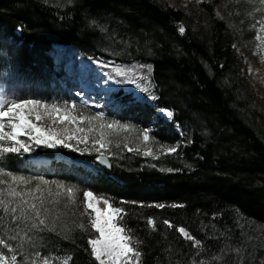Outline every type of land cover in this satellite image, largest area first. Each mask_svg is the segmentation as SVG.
Returning a JSON list of instances; mask_svg holds the SVG:
<instances>
[{"label":"trees","instance_id":"trees-1","mask_svg":"<svg viewBox=\"0 0 264 264\" xmlns=\"http://www.w3.org/2000/svg\"><path fill=\"white\" fill-rule=\"evenodd\" d=\"M217 4L204 5L209 19L202 29L187 25L186 15L162 0H68L61 5L52 0H0V36L15 42L11 48L0 41V87L6 92L25 98L35 93V98L60 107L68 101L66 107L73 110L69 113L86 121L89 109L76 102L73 107L68 89L57 82L49 54L53 45L72 46L87 57L138 58L153 67L159 106L172 108L175 121L191 133L190 142H184L172 129L156 125L148 137L156 148L174 145L173 154L143 164L140 155L126 152L109 157L111 170L97 176L82 167L55 163L59 154L78 156L64 148L33 149V154L52 159L47 169L32 164L25 153H4L11 166L7 170L29 178L23 183L29 195L0 203V238L16 250L17 264H33L36 252L44 257L65 252L68 264H99L89 243L97 236L91 227L94 214L83 195L89 189L121 209L118 224L140 252V264H264V141L235 108L234 89L219 81L236 68L237 60L230 30L216 15ZM234 11L230 16L244 22ZM102 26L128 43L129 56L92 53L96 45L107 46L98 31ZM116 40L114 46H120ZM143 110L142 119L134 117L135 107L107 112L104 120H141L142 133L157 118L156 109ZM198 117L209 130L207 136ZM97 156L91 152L88 158L96 162ZM161 160L171 162L173 171H163ZM8 180L12 177L0 173V201L10 192ZM12 209L17 210V220L11 219ZM40 219L49 226L33 228ZM0 252L6 259L14 254L4 245Z\"/></svg>","mask_w":264,"mask_h":264},{"label":"rangeland","instance_id":"rangeland-1","mask_svg":"<svg viewBox=\"0 0 264 264\" xmlns=\"http://www.w3.org/2000/svg\"><path fill=\"white\" fill-rule=\"evenodd\" d=\"M56 4H63L68 0H52ZM167 4L169 8H172L177 11L183 12L186 17V24L191 27H201L204 29L208 25L209 14L205 8V4L210 6L219 1V4L215 5V12L217 17L225 22L230 30V35L232 37V50L236 57V68L234 67L232 71L226 76L219 78L221 84L225 87L233 88L235 91V108L241 114L245 123L253 127L261 139L264 141V88L260 86V83L264 81V3L261 0H162ZM244 13H240L241 11ZM234 11L233 15L236 17H243L244 22L236 21L232 16H230L229 11ZM91 23V22H90ZM95 22L91 23L93 26ZM95 27V26H93ZM100 35H102V40L104 41V45L106 48H99L96 45L94 51L92 53L100 51L104 55L111 57H121V56H129L127 54V44L120 41L117 37L114 36L111 32L108 31L105 27L98 28ZM3 36V35H2ZM118 39V41L116 40ZM102 40H100L102 42ZM120 46H114L112 41H115ZM14 41L9 38L7 41H2L6 45H10V43ZM99 41V43H100ZM1 42V43H2ZM109 47V48H108ZM50 56L53 58V62L56 68V75L59 77V83L66 86L68 92L70 93V98L73 99L78 104H82L85 107L89 108L90 117H95L96 112L103 111L105 113L113 111L117 112L118 110L110 108L108 106L109 98L113 94H117L116 90H121V93L127 94L125 89L127 88H135L134 84H131V80L135 79L138 81H144L145 87L149 89V93H144L142 90L137 89V91L141 92V95L146 96L147 101L144 105L136 107V111L134 112V117L142 119L143 108L144 106L152 107L157 110V118L152 121L149 126L145 128L142 133H140L141 120L139 123L129 124L124 120H121L119 117H113L109 122H106L103 118L92 119L91 121L87 119L86 121H79L78 125H71L67 122L60 121L56 118L55 114L49 115L43 111V109L39 110L40 119L36 120L35 116L32 117L33 122L38 126L44 129H54L59 132L62 128H69L76 135H87L88 136V146L92 147L91 141L101 140L105 147L101 148L99 152L93 148V151L99 155H104L106 157H116L118 155H124L126 152L137 153L141 156V159L144 161L143 164H149L146 161H154L157 157L171 155L173 152H169V148H174V145L168 144L164 147L160 146L159 148L154 147L153 142L148 137V132L153 130L156 125L167 127L168 129H172V132L177 133L182 141L190 142L191 133L190 129L182 128L175 121V114L172 108H168L172 111L173 115L171 117L167 116L165 112L162 111L164 106H159V97H158V88L154 82L153 78V67L150 62L147 60H142L138 58H127L122 61H117L115 59H104L102 57H92L83 61L79 56L83 54L75 49L72 46H64L60 44L53 45L52 51H50ZM127 55V56H126ZM85 56V55H84ZM86 57V56H85ZM80 61L81 64L74 63V61ZM97 60L101 61V64H97ZM107 62V63H104ZM90 63L96 66H103L105 69L110 71L115 77V85L109 89L108 92L100 95H89L80 89V77L77 74V69L81 70L84 64ZM143 64L144 67H140ZM151 65V68L147 67ZM119 66L122 72L125 74L120 76L116 71V67ZM85 70L83 69L82 73ZM208 71L213 73L212 69L208 67ZM254 72V73H253ZM81 72L79 71V74ZM84 74V73H83ZM139 74V75H138ZM256 74V75H255ZM81 75V74H80ZM259 85H258V84ZM2 90V89H0ZM154 96V98H153ZM122 97V95H121ZM56 101V100H55ZM48 102V101H47ZM55 103V102H48ZM59 106V105H58ZM60 107V106H59ZM61 108H64L61 107ZM71 113L73 110H69ZM73 115V114H70ZM94 115V116H93ZM113 120L120 121L121 124H112ZM199 127L201 128L202 133L207 136L209 130L206 127L205 122L201 121L198 117ZM86 123V124H85ZM85 124V125H84ZM111 124V127L108 125ZM128 124L129 127L125 128L122 125ZM171 127V128H170ZM78 128L86 129L85 132L77 131ZM8 127H5V131H8ZM142 134V135H140ZM145 135H147V139H145ZM23 139H27L26 137H21ZM124 141V143H123ZM75 142V141H73ZM123 144H119V143ZM6 146H7V142ZM124 147L125 151L122 149ZM42 145L35 146L36 147ZM47 146V145H44ZM185 146V145H184ZM50 149H54V147L47 146ZM56 147L68 149L61 145H57ZM83 147V145H81ZM98 148L99 145L97 144ZM32 149V151H33ZM131 149V151L129 150ZM72 152L78 154V156H67L59 154L55 156L53 159L55 163H61L70 166H78L82 167L85 172L91 173L92 175H99L102 173L101 168L93 161L88 158V155L91 152H77L75 149ZM25 153L28 155V160L31 161L32 164L37 165L38 167H42L47 169L50 166L51 159L48 157L40 156L39 154L33 152ZM110 160V159H109ZM171 162H167L166 160L159 161V165L163 171H168L170 169ZM75 172V171H74ZM85 172H83L85 174ZM77 173V172H76ZM81 174L80 175H84ZM7 189H11L12 192L5 193L1 196V200L4 201L6 198H10L11 201L16 200L18 197L23 199L24 195H29V191L26 188L25 184L16 180H8L5 181ZM21 183V184H20ZM47 184V181H46ZM44 185V183L42 184ZM20 189H22L20 191ZM62 189V188H60ZM40 190L35 193L38 194ZM72 193V192H71ZM71 193L69 195H71ZM87 199V198H86ZM92 202L102 211H107L109 204L105 203V199L97 197L95 194L92 198H90ZM29 202L28 200H25ZM89 209V208H88ZM92 212L93 210L90 209ZM118 217L119 212H115L113 215V221L118 226ZM96 230V229H95ZM97 231V230H96ZM124 235V232H122ZM97 236H99V232L97 231ZM70 260L69 255L65 254V252H58L57 254H52L47 257L41 256L39 252L34 254L33 264H68ZM3 264H8V260L5 258ZM128 264H132V261H129ZM136 264H140L139 260Z\"/></svg>","mask_w":264,"mask_h":264},{"label":"snow or ice","instance_id":"snow-or-ice-1","mask_svg":"<svg viewBox=\"0 0 264 264\" xmlns=\"http://www.w3.org/2000/svg\"><path fill=\"white\" fill-rule=\"evenodd\" d=\"M261 2L264 3V0H261ZM179 31L183 33L184 28L180 27ZM7 40V36H0V41ZM9 46L14 48L15 42L12 41ZM96 62L97 64H101V61L99 60ZM140 67H144V65L141 64ZM147 67L151 68V65H148ZM115 71L120 76L125 74L121 71L119 66L116 67ZM108 79H113L111 74H109ZM130 82L135 85V88H127L123 90L127 93L124 97L117 94L111 95L108 102V106L110 108L118 111H128L146 103V96L141 95V92L137 91V89H140L144 93H149V89L145 87V82L135 79ZM20 91L23 92V89H20ZM116 91L119 92L121 90ZM149 95L152 94L149 93ZM63 103L65 107L61 108L56 103L50 104L45 99L35 98V93L28 95L25 98L24 96H16L15 94H9L5 90H0V173L6 172V174L12 177L13 180L20 181L25 184L28 183L29 178L17 176L14 171L7 170L11 166L7 164V158L3 155L4 153H28L38 145H47L51 147L61 145L68 149H75L77 152H91L93 151V148L99 152L101 148L105 147V144L101 140L96 139L91 141L92 147H89L87 135H76L75 132L67 127L60 129L58 132L54 129H44L33 122V116H35L36 120L40 119V109H43V111L49 115L55 114L56 118L60 121L67 122L74 126L78 125L80 120L85 119L84 116L70 115L69 109L66 107L68 101H64ZM72 105L75 107V101H72ZM162 111L169 117L173 115L172 111L167 107L163 108ZM104 116L105 113L103 111H98L96 112L95 117H89L88 119L91 121L92 119L103 118ZM111 123L121 124L120 121L116 120H113ZM6 126L9 129L8 131H5ZM108 126L111 127V124ZM122 126L125 128L129 127L128 124H123ZM77 131L85 132L87 130L78 128ZM22 136L27 139L21 138ZM144 138L147 139V135H145ZM5 142H7V146ZM97 144L99 145L98 148L96 147ZM81 145H83V147H81ZM129 150L131 151V149ZM168 151L173 152L175 149L169 148ZM96 158L102 159V156H97ZM21 163H23V161H21ZM168 171H173V169H168ZM38 179L44 181V177L42 176L38 177ZM69 191H71V189H69ZM10 192H12L11 189ZM12 194H14V192H12ZM83 195L87 198V208L93 210V212L90 213V215L94 214V218L91 220V227L95 228L99 232V236L89 240L91 245V254L97 261H99V264H128L129 261H132V264H136V262L140 259V252L137 248L132 246L131 237L122 235L124 229L113 221L114 213L120 212L121 209L112 206L111 203L106 200L105 203H108L109 207L106 212L102 211L96 207L90 199L94 196V192L92 190L89 189L85 191ZM0 203H3V201H0ZM133 203L137 202L133 201ZM139 203H143V201ZM164 206L165 205L163 203H156V207L163 208ZM11 211V219L17 220L18 217L15 215L17 210L12 209ZM20 214L21 216L24 215L23 208L20 209ZM35 215L37 217L41 215L39 209H35ZM149 222L151 223V218H149ZM164 222L166 224L170 223L167 220ZM39 226L48 227L49 225H47L45 220L40 219L35 225H33V228H37ZM80 227L83 228L84 225L81 224ZM179 231L188 237V233L184 227H180ZM12 238L15 239L16 237L13 236ZM190 238L195 239L194 237ZM195 242L196 244H200V240H196ZM0 245H4L5 248L14 253L12 256L7 258L8 264H17L16 250L13 248L12 244L6 239L0 238ZM4 260V253L0 252V264H3Z\"/></svg>","mask_w":264,"mask_h":264},{"label":"bare ground","instance_id":"bare-ground-1","mask_svg":"<svg viewBox=\"0 0 264 264\" xmlns=\"http://www.w3.org/2000/svg\"><path fill=\"white\" fill-rule=\"evenodd\" d=\"M264 55V52H263ZM93 68L90 71H83V69L79 70L77 69V74L79 75L80 82L83 86L90 88H100V90L103 92L104 90H109L111 87L115 85V77L113 76L110 71H106L105 69H99L100 67ZM79 71L81 72L79 74ZM254 73V72H253ZM109 74L113 77L112 80L108 79ZM256 75V74H255ZM260 86L264 88V81L260 80ZM258 84V83H257ZM259 85V84H258Z\"/></svg>","mask_w":264,"mask_h":264},{"label":"water","instance_id":"water-1","mask_svg":"<svg viewBox=\"0 0 264 264\" xmlns=\"http://www.w3.org/2000/svg\"><path fill=\"white\" fill-rule=\"evenodd\" d=\"M102 156V159H97V164L101 167H103L104 169L110 171L111 170V162L108 159V157L104 156V155H100Z\"/></svg>","mask_w":264,"mask_h":264}]
</instances>
